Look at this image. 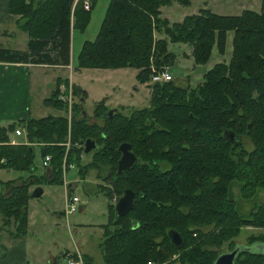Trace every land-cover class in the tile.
I'll list each match as a JSON object with an SVG mask.
<instances>
[{"label": "trees", "instance_id": "obj_1", "mask_svg": "<svg viewBox=\"0 0 264 264\" xmlns=\"http://www.w3.org/2000/svg\"><path fill=\"white\" fill-rule=\"evenodd\" d=\"M172 0H108L95 35L80 43L75 67L136 68L135 78L146 82L151 66L174 59L168 42L190 45L193 64L207 61L211 48L223 51L227 30H232L227 62H214L193 87L170 78L150 83L148 104L128 112L120 108L108 116L104 97L93 102L88 120L81 107L85 92L72 84L76 95L69 119L62 113L27 116L0 125V167L17 177L0 179V227L12 235L27 230L29 186L61 183V159L72 162L79 177L95 169L98 188L109 199L125 187L134 191L132 206L114 214L107 200V220L98 242L100 259L81 252L82 264H148L176 260L178 264H213L225 246L233 247L244 225L262 228L246 236L232 264H264V198L252 200L246 212L237 207L238 197L251 199L264 191V0L259 9L243 8L222 14L201 7L180 20L160 16L159 6ZM188 4L189 0H175ZM82 0H8L7 9L17 14V27L26 32V48L0 46V61L67 64L71 29L86 26L92 4ZM155 32L164 35L155 36ZM55 79L44 104L62 108L56 98ZM20 125L27 142H10L8 131ZM240 135L227 141L222 131ZM92 138L96 146L80 160V143ZM127 141L136 159L116 171L118 144ZM49 154L46 174L36 172L34 147ZM174 228L182 244L174 247L167 229ZM261 244L259 251L250 248ZM76 257L75 251H63Z\"/></svg>", "mask_w": 264, "mask_h": 264}, {"label": "rangeland", "instance_id": "obj_2", "mask_svg": "<svg viewBox=\"0 0 264 264\" xmlns=\"http://www.w3.org/2000/svg\"><path fill=\"white\" fill-rule=\"evenodd\" d=\"M192 2L189 5H182L176 1L173 2V5H176L179 8L184 10H191L194 6L200 4L199 0H191ZM255 1V0H253ZM107 0H97L94 7L91 11V18L88 26L85 30L78 31L75 30V37L72 49L73 62H75V55L78 49V41L84 37L93 38L94 32H96L101 15L104 11ZM225 1L214 0L209 3L212 11L215 12H233V9H228L225 5ZM251 4V3H250ZM254 5L253 8H255ZM171 6L164 5L163 6V14H173ZM191 12V11H190ZM192 13V12H191ZM176 16H173V18ZM164 35L161 32H155L156 37H160ZM232 33L227 32L225 36V43L222 52H218L216 50L215 45L212 46L210 55L206 62L192 65V58L189 53V45L187 43L181 44L176 42H168L167 45L174 52V59L169 61L166 64L155 67L151 66V72L157 71L162 67L166 68L170 73V78L174 79L179 84L188 85L193 87L197 82L202 79V72L204 69L210 67L214 62L224 60L228 61L231 50V37ZM124 69H114V68H97V67H89L83 68L80 72L79 77H73V80L76 83H80L82 87H85L88 91V95L84 98L81 107L85 111V115L88 117V120H99L98 118L92 115V107L93 102L105 96V94H110L112 101L108 103V107L120 108L123 112H128L135 107H142L148 104L149 95H150V78L146 82H139L135 78V73L132 75L130 73V66ZM129 67V68H128ZM78 68V67H77ZM51 75V74H50ZM34 74H30L29 85L30 92L23 97V92L21 93V104L22 111L28 112L29 116H39L46 113H62L66 116L70 115L73 112V104L76 101V95L72 91V83L67 82L57 85V93L56 98L62 103V108H54L50 105L44 104L40 96L43 94H47L46 92H42V89L35 92V79ZM55 83V82H54ZM135 85L137 86L135 89ZM54 86V84H53ZM70 90L71 93V104L69 111L67 109V105L60 100L58 97L61 93H66ZM132 92V96H130ZM105 104V103H104ZM106 105V104H105ZM89 158V154L86 152H81L80 160H87ZM41 156L38 152L37 146L34 147V163L37 166L36 172H39L41 168H43L41 162ZM62 161V159H61ZM64 176L67 180L71 179V177L76 178V184L73 187L69 194H75L78 196L79 205L76 210L72 213H69L66 217H64L63 213L62 217H57L55 211L62 209L64 204V191L63 187H65L62 183H40L43 186V192L37 197H33L32 200L36 204V208L42 211H46V213L50 216V230L52 232L48 234L49 236L56 237L61 246H67L69 248L74 247V241L83 239L85 244L88 246L89 251L94 255L93 258L97 261L100 259V251L98 247V242L101 237L102 232V224L107 220V209L106 203L107 200L109 202H113L112 198L115 196V193H112L111 197L107 199L106 194L103 190L98 188L97 183L102 182L101 177L96 175L95 169H89L84 177H79L77 174V169L74 166L68 167L64 171ZM79 177V178H78ZM72 178V179H73ZM231 192L235 198H237L236 205L240 209L241 212H246L252 206V200L260 201L261 197L264 198V191L258 190L256 195H254L251 199H241L238 196V186L237 183L232 184ZM67 193V192H66ZM27 208V207H26ZM50 210V211H49ZM55 210V211H54ZM37 222L32 224L31 230L34 235L40 236L42 229H40V225H38L39 218L36 219ZM40 229V230H38ZM262 228L255 227L251 225H244L240 228L239 233L235 236V240L239 243L246 242V236L250 233H257L261 231ZM261 244L252 243L250 244V248L254 251L260 250ZM262 248L264 249V244H262ZM222 249H226L225 246ZM154 264V262H152ZM155 264H178L176 260L168 261V262H155Z\"/></svg>", "mask_w": 264, "mask_h": 264}, {"label": "crops", "instance_id": "obj_3", "mask_svg": "<svg viewBox=\"0 0 264 264\" xmlns=\"http://www.w3.org/2000/svg\"><path fill=\"white\" fill-rule=\"evenodd\" d=\"M96 1L97 0H95V2L92 4L89 20L83 30H85L89 24L91 18V11ZM174 1L175 0H172L169 4H165L167 6H171V9H173L172 10L173 14L171 15L163 14L162 10L164 5L159 6L160 16L166 17L169 21L180 20L185 14L196 12L201 7L208 8L211 10L209 3H211V1L214 0H199L198 2L200 4L194 6V8L191 10H184L182 8L177 7L176 5H173ZM221 1L222 2L225 1L226 2L225 5L228 7V9H233L234 11L233 12L227 11L224 13L216 12V13L237 14L243 8L258 10L260 3V0H255V1L221 0ZM7 2L8 0H0V46L8 47V48L25 49L26 39H27L26 32L17 27L16 24L17 14H13L8 11ZM191 2L192 1L189 0L188 4H182V5H189ZM254 5H256L255 8H253ZM173 16L176 17L173 18ZM227 32L232 33V30H227L226 34ZM74 37H75V30L71 29L70 46H69L70 48L69 62L67 64L48 65L44 63L0 61V125H5L17 119H25L27 116H29L28 112L22 111V104L20 100H21L22 92H23V97L27 94L28 91L30 92L29 78L31 73L32 76L33 74L35 75L34 76V79L36 80L35 92L38 93V91L42 89L41 93L43 91L47 93V94H43V96L42 95L40 96L41 101L44 97H46L49 94L50 90L53 87L55 79L57 78H60L59 85L61 84V82L63 83H66V81L70 82L82 88L85 92V97L88 95L87 89L85 87H82L80 83H76L73 80V77L80 76V72L83 68H89V67L77 68L74 66V62L72 60ZM84 39H89V38L87 36L82 38L81 40H77L79 46L82 40ZM176 43L185 44L183 42H176ZM189 52H190V48H189ZM192 66L194 67L195 64H193ZM124 68L126 67H117L116 69H124ZM129 70L130 73H132V75L135 73V68H131ZM136 87L137 86L135 85V89ZM130 94H131L130 96H132V92ZM103 97H104V103L106 105H108V103L112 101L110 94H105V96ZM52 114H56V113H52ZM16 127L20 128L21 126L18 125ZM8 140L12 143L19 141L27 142L24 136V132L16 134L14 130L8 131ZM39 172H43L44 174L47 173L44 166L43 168L40 169ZM17 174H19V172H16L11 168L0 167L1 180L15 178L17 177ZM72 178L73 177L67 180V178L65 177L66 185H64L63 182H61L65 186L63 187L64 200L68 196V192H71L73 190V187L76 184V181L78 180L77 177L73 179ZM39 185L41 187V192H40L41 194L43 192V186L41 184ZM33 186H35V184L29 186V189L31 190ZM37 196H29L27 199V230L24 235H17V236L12 235L8 233L5 228L0 227V264H62L64 263L63 251H69V252L78 251V253L86 252L94 256L92 252L89 251V248L85 244V241L83 239L74 241L73 243L74 247L69 248L67 246H61L59 240L56 237L48 235L52 232V230H50V225H49L50 216L46 213L45 210L42 211L41 209L38 210L36 208V204L32 200V198ZM79 205L80 204L78 203V206ZM62 210L63 207L62 209L60 208L57 211L54 210L57 214V217L59 218L62 217L61 215L63 213ZM37 218H39L38 225H40V229H42V231H40V233L42 234L41 237L34 235L31 230V226L32 224H35V222H37L36 220Z\"/></svg>", "mask_w": 264, "mask_h": 264}, {"label": "water", "instance_id": "obj_4", "mask_svg": "<svg viewBox=\"0 0 264 264\" xmlns=\"http://www.w3.org/2000/svg\"><path fill=\"white\" fill-rule=\"evenodd\" d=\"M115 107H108L106 110L107 115L109 116L112 110ZM84 111V110H82ZM85 112V111H84ZM223 137L229 142H235L240 139V135L236 134L231 129H224L222 131ZM96 146L95 141L86 137L80 144V149L83 152H88ZM117 149L120 154L116 160V171L120 172L123 169H126L131 163H133L136 159L135 154L130 148V144L127 141H121ZM41 192L40 185H35L32 187L30 191V196H37ZM134 191L128 187H125L122 193L116 198L113 203L114 214L121 215L129 210L132 206ZM167 236L174 247H179L182 244V237L180 233L174 228L167 229ZM237 251V247L230 249L229 251H222L218 253L213 261V264H232L233 256Z\"/></svg>", "mask_w": 264, "mask_h": 264}, {"label": "built area", "instance_id": "obj_5", "mask_svg": "<svg viewBox=\"0 0 264 264\" xmlns=\"http://www.w3.org/2000/svg\"><path fill=\"white\" fill-rule=\"evenodd\" d=\"M82 3H83L84 8H88L89 0H82ZM167 79H170V73L164 67H162L161 69H159L157 71L156 70L152 71L150 74V81H163V80H167ZM58 97L60 98L61 101H63L67 105V109L69 111L70 104H71V98H72L70 90H68L66 93L59 94ZM69 117H70V115L67 116L68 119H69ZM14 132L16 134H19V133H22L24 131H23L22 127H20V128L16 127V128H14ZM64 144H65V150H64V154L62 156V161H61V172H62V182L64 185H66V179L64 177V171L66 168L72 167L73 163L67 162L65 160V153H66L67 147L69 146V141L66 140L64 142ZM48 159H49V154H47V153L41 157L40 162H41L42 166H44V167L47 166ZM116 198H117L116 196H113V198H112L113 203L116 200ZM78 200H79L78 196L75 194H69L65 198L63 210H62L64 217H66L69 213H72L74 210H76V208L78 206ZM75 255H76L75 258H73L71 256H66L65 257V264H82L80 253H78V251H75ZM147 263L152 264L151 261H147Z\"/></svg>", "mask_w": 264, "mask_h": 264}, {"label": "flooded vegetation", "instance_id": "obj_6", "mask_svg": "<svg viewBox=\"0 0 264 264\" xmlns=\"http://www.w3.org/2000/svg\"><path fill=\"white\" fill-rule=\"evenodd\" d=\"M235 247H237V251H236V253H237L241 248H240V243H239L238 241H236V240L234 241V245H233V247H231V248H229V249L226 248V249H224V250H222V251H229L230 249L235 248ZM222 251H221V252H222ZM236 253H235V255H236ZM235 255H234V256H235ZM234 256H233V258H234ZM232 260H233V259H232Z\"/></svg>", "mask_w": 264, "mask_h": 264}]
</instances>
